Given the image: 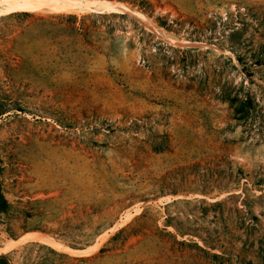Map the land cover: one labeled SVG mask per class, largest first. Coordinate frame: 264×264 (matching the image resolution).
I'll return each instance as SVG.
<instances>
[{"label": "rangeland", "instance_id": "rangeland-1", "mask_svg": "<svg viewBox=\"0 0 264 264\" xmlns=\"http://www.w3.org/2000/svg\"><path fill=\"white\" fill-rule=\"evenodd\" d=\"M150 1L180 35L125 4L0 15L9 205L0 210V259L54 264L50 250L93 256L148 205L166 215L174 201L232 198L227 212L169 210L198 211L194 228L204 238L218 230L229 255H204L199 238H176L163 219L120 241L117 263L264 264V188H246V179L232 188L242 170L264 178V0ZM248 97L261 123L246 124ZM52 242L98 249L73 256Z\"/></svg>", "mask_w": 264, "mask_h": 264}, {"label": "trees", "instance_id": "trees-1", "mask_svg": "<svg viewBox=\"0 0 264 264\" xmlns=\"http://www.w3.org/2000/svg\"><path fill=\"white\" fill-rule=\"evenodd\" d=\"M115 1L120 4H125L127 6H130L132 9H137L140 12H142L144 15H147L149 18L154 20V23L158 25L160 28L166 29L168 32L171 33H177L178 31L175 30V25H177L175 22L173 24H170V22L161 16H155L156 10L153 5V3L150 0H110ZM246 107V118L245 122L246 124L253 125L255 122L262 121V118L258 116L257 108L255 103L252 101L251 97H248V105ZM7 112H4L2 108H0V116H3ZM5 173V162L3 160L1 151H0V210L3 212H6L9 208L8 201L5 197L1 179L4 176ZM262 175V174H261ZM253 176L245 171L242 170V172L237 173V180L234 182V186L232 188L240 187L242 180L246 179V188L249 187V184H253L254 188H264V178L262 180H259L258 182H254L252 180ZM232 198L230 199H224L215 203L207 202L206 200H195V201H174L170 204H168L165 208L167 210V214H163L161 210H158L152 205H148L142 215H140L138 218L134 219L132 223H130L125 228H122L120 231L116 232L109 241L105 244L103 248L100 249L99 253L93 256L85 257V258H73L69 257L65 254H61L55 250H50V252L53 254V261L54 264H109L110 260H112L115 264H118L119 261V253H115L119 250V242L122 241V243L127 244L133 237H138L140 235H145L148 231L151 224H158L161 220L164 219V224L166 227H173L176 230V238L178 236L186 237V236H192L193 238L197 237L205 244V248L200 246L198 243H194L196 249L203 253L206 256H211L214 259L222 258L217 254H212L210 250L212 251H219L225 255H229V250H227V246L225 245L227 241L223 240L221 238V235L219 234V231L217 230L215 236H209L204 238V232L199 228H194L193 225H199V220L201 217L198 215L199 212L195 209L188 210L186 212H179V213H171L169 210L172 208H175L178 205H209L210 208H224V212H227L228 205L231 202ZM153 211H156L154 214L151 213ZM239 211V210H238ZM241 214V211H239ZM228 214L223 213L224 221L228 224V220L226 219V216ZM188 221L190 224H192L193 227L185 226V222ZM241 227H246V223L241 219L240 220ZM94 229V228H92ZM95 240V237L92 236L90 238L88 245H91L93 241ZM232 247V256H235L237 258L240 257V252L238 247H235L231 242H229ZM184 245V243L182 244ZM74 249H83L81 247L72 246ZM0 264H12L6 256L2 257L0 259Z\"/></svg>", "mask_w": 264, "mask_h": 264}, {"label": "bare ground", "instance_id": "bare-ground-1", "mask_svg": "<svg viewBox=\"0 0 264 264\" xmlns=\"http://www.w3.org/2000/svg\"><path fill=\"white\" fill-rule=\"evenodd\" d=\"M98 6H103L106 10H118L122 8L121 4L108 0H0V15L15 11L27 12L37 10L80 12L86 9L93 10ZM26 237L37 239L40 238V235L28 234ZM51 244L59 251L73 256H87L98 249V246H93L87 251H77L53 242Z\"/></svg>", "mask_w": 264, "mask_h": 264}]
</instances>
